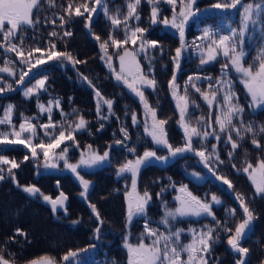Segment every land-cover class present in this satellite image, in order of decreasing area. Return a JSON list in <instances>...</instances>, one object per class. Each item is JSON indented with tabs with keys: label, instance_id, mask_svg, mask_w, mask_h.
Segmentation results:
<instances>
[{
	"label": "trees",
	"instance_id": "1",
	"mask_svg": "<svg viewBox=\"0 0 264 264\" xmlns=\"http://www.w3.org/2000/svg\"><path fill=\"white\" fill-rule=\"evenodd\" d=\"M134 0H107L108 15L103 11L94 13L91 20V31L86 24L89 23L85 16L76 17L69 20L64 13L63 8L67 6L68 0H54L55 6L50 7L47 0H42L40 11L35 12L33 19L39 16L40 23L33 28H25L20 35L25 37V47H40L43 50L49 48V43L56 44V51L71 53L76 59L86 61V63L76 64L75 67L68 61L52 60L44 64H38L31 71L24 85H18L15 80L19 78L21 68L27 70L24 65L19 64V59L14 53H5L0 50V67L3 61L8 58L15 61L16 76L11 77L6 73H0L5 83L13 84V90L0 93V116H3L4 109L9 105H14L12 113L13 124L19 127L22 122V116L37 117L31 120L34 125L48 123V114L40 113L37 107V97L35 95L26 98L23 94L24 88L32 87L36 80H46L47 91H40L39 102L47 106L49 100L60 98L61 108L65 113H72L76 109V114L68 118L71 122H77L80 116L88 122L84 130L74 133L76 141L80 147L76 148L72 141H66L56 153L68 146V157L70 162L78 160L81 150L86 149L87 145H92L93 150H98L102 155L104 151H109V162L103 163L100 168L86 171L84 177L91 182L88 199L84 200L75 196L78 202L77 213L53 211L46 205L42 197H32L17 187L16 183L8 176L7 168L10 165H0L4 169L5 179L0 181V250H3L5 259L14 264H29L30 261L39 260L42 257L54 258L57 264H127V250L123 247L124 238L127 236L129 242L136 243L137 237L144 231V218H134L130 228L126 227V204L124 195L131 188V174L125 173L117 175V169L120 165L130 159H135L136 155H142L145 150H157V146L151 141V137L144 132V108L135 96L121 81L115 79V74L109 69L106 60L101 59L103 53L100 50V44L95 40V35L100 36L101 41L107 40L109 33L112 32L117 39L124 36L123 25L114 29L110 16H117L123 20L127 15V3ZM205 1V7H210L209 11L201 13L198 19L200 24L212 20L216 22L217 18L230 17L233 23H237L239 28L240 9H215L214 4L223 2V0H202ZM84 0H73L74 4L83 3ZM252 0H244V3ZM91 6V4H90ZM140 20L138 25L143 28L149 27L146 35L149 40L158 42L156 49L148 48V58L143 54L138 55V60L146 71L149 72V59H151V72L156 80V87L153 90L150 87H144L143 91L149 104L156 108L158 119L167 120L164 126L167 133V139L174 147L183 146L185 143L184 129L179 123V109L176 107L177 100L172 95V89L169 87V81L172 79L175 71L177 95H185V85L188 78L193 77V82L201 91H207L210 81L206 77H211L213 82L221 76V66L226 63L223 56H219L216 61L208 64H200V56L193 55L192 35L202 31V25L196 29L194 25L187 28L185 39L189 45L184 50L183 59H180L179 68H175L172 57L175 56V49L180 46L179 34L176 29L165 27L162 23L151 24V5L147 0H141L139 5ZM159 17L163 19L172 17V6L165 2L158 4ZM179 8H177V11ZM60 16H64L67 23L63 28L60 27ZM55 21L53 24L52 21ZM135 19H130L128 24L133 27ZM205 24V23H204ZM224 24V23H222ZM162 25V27L160 26ZM220 26L222 34L229 33V29ZM237 28V29H238ZM56 31L59 35L51 37L50 32ZM64 31L71 32L70 36H63ZM251 31V29L249 30ZM62 37V39H61ZM253 37H255L253 39ZM2 39V37H0ZM15 43H20L17 37ZM264 45V40L260 39V26L258 25L248 41V53L245 58V64H254L258 51ZM131 44L124 47L129 48ZM163 49L161 52L160 49ZM123 54V49L117 50L111 45L108 48V54L112 56V64L116 71H119V59L117 52ZM47 53L44 52L46 59ZM41 53H34L35 58L40 57ZM254 66H258L255 64ZM231 78L236 81L235 90L239 95V102L245 107L243 119L245 123L249 121L254 123V127L259 132V126L264 125V110L248 107L250 97H246L243 86L238 82L236 74L229 69ZM200 79H195L196 77ZM87 77V80L83 79ZM91 81V83H89ZM99 90L106 99H112L113 112L115 115L109 116L107 106H102V115L107 119H101L97 116L96 105L97 97L95 91ZM187 96L189 103L190 125L197 126V121L203 115L205 118L209 115V108L203 101L201 94L196 92L192 85L187 84ZM199 105V107H195ZM53 109L52 119L54 123L62 121V116L57 115L59 109ZM135 112L140 124L133 126L131 114ZM215 108H213L214 123ZM117 117L119 119H117ZM150 123V121H149ZM103 124V128H101ZM67 121H65V127ZM127 127L130 139L123 145L116 144L117 140H123L120 132L121 127ZM215 126V125H214ZM0 131H10L8 126L0 125ZM51 131V130H50ZM60 128H56V134ZM37 136L33 143H39L41 140L48 142L44 135V129L37 127ZM67 134V133H66ZM25 137L29 133L23 134ZM11 138V137H10ZM252 134H246L244 140L240 141L233 134V139L239 143L233 157L230 159L228 152L231 151V145L225 144L223 139L218 143V151L223 164H213L216 169V175L226 177L233 185L229 189L222 180L215 179V176L203 163L200 158L192 152H186L183 157H175L167 160L166 163L153 160L151 164L143 166L137 177V190L143 193L147 190L152 199L148 205L147 218L157 221L164 213L163 204L167 202L169 206L175 205L172 199L177 191V186L186 185L196 191L197 195L206 201H210L212 195L218 197L221 204L213 205V212L217 220L228 222V227L233 231L238 223L243 220L242 210L239 208V201L235 199L238 193L246 198L250 209L253 210L254 220L250 230H246V235L241 240V245L249 249L246 257V264H264V198L255 195V188L248 178V175L242 171L245 161L255 165L258 159L264 158V134H258L257 138L262 147L256 148L251 140ZM194 147H199L196 138H193ZM217 141L209 138L206 142L208 149ZM109 146H111L109 148ZM129 147L136 149L135 155L129 153ZM39 152V150H38ZM0 155L9 160H15L20 166L13 169L16 181L19 185H38L44 195H53L57 192L55 183L60 179L62 184L68 190L74 187L73 191L81 190V185L76 177L66 171L64 162L57 161L56 168L43 167L45 160L42 153L34 159L31 152L23 144H0ZM51 155V154H50ZM157 155L167 156L165 148H159ZM29 159L25 160L24 157ZM236 167L233 168L232 165ZM238 169H240L238 171ZM195 174V175H194ZM175 185V188L172 185ZM71 187H68V186ZM164 189L162 192L161 190ZM179 189V188H178ZM157 193H160L157 196ZM93 203L99 210L104 224L100 238L94 236V229L98 226L94 214L91 212L89 204ZM236 209L235 217H230L228 210ZM75 210V209H74ZM149 210V211H148ZM59 214V215H58ZM177 228H182L185 220L179 219ZM189 222L198 224L199 229L205 225L215 227L211 216H200L198 219H188ZM76 222V223H74ZM161 231H164L163 225H158ZM16 229H20L26 235H17ZM184 229V228H183ZM136 234V235H135ZM190 235L185 232L182 237L185 243L189 242ZM78 253L77 257L64 261L62 257L69 251ZM86 250V251H85ZM240 259V255L230 249L227 244V235L219 232V241L212 246L209 264H235Z\"/></svg>",
	"mask_w": 264,
	"mask_h": 264
},
{
	"label": "snow or ice",
	"instance_id": "2",
	"mask_svg": "<svg viewBox=\"0 0 264 264\" xmlns=\"http://www.w3.org/2000/svg\"><path fill=\"white\" fill-rule=\"evenodd\" d=\"M41 2L42 0H0V37H2L0 39V50H3L5 53H14L19 59V64L27 68V70H24V68L20 69L19 78L15 80V83L18 85L30 82L26 81L25 77L30 75L36 65L44 64L47 61H68L73 67L76 64L86 63V61L76 59L67 51H56V44L54 42H50L49 48L43 51L40 47H25V37L20 35V33L25 28L30 27L34 29L40 23L39 16L33 19V15L34 10L35 12L40 11ZM47 2L50 7L55 6L54 0H47ZM161 2H166L172 6L171 19L168 17H164L162 20L159 19L160 10L158 4ZM196 2L197 0H147V3L151 5V24L162 23L165 26L176 29L179 34L180 46L175 49V56L172 57L177 69L179 68L182 52L189 46L185 39V25L190 18L195 17L200 11L195 7ZM140 4L141 0L127 3L128 11L123 20L117 18V16L109 17L114 29H118L123 25L124 36L122 39H117L112 32L109 33L108 39L103 41H101L100 36L95 35V40L99 42L100 50L103 53L101 59L106 60L109 69L115 74V79L121 81L135 96L139 97V101L144 108L143 128L145 134L151 137V141L157 146V150L165 148L168 152L167 156H159L157 155V150H145L142 155H136L134 160H127L117 169L118 176L125 173L131 174V191L125 193L127 199L126 227L130 228L134 218L145 219L143 225L144 231L137 237V243L133 244L129 242L127 236L124 238L123 247L127 250V264H209L212 246L219 241L220 231H223L227 235V244L230 249L240 255V259L236 260L235 264H246L244 257L247 256L249 249L241 245V240L246 235V230H250L255 217L243 194L238 193L235 197L239 201V208L242 210L244 218L236 225L234 231L228 227L227 221L221 222L215 217L212 209L213 205L221 204L218 197L212 195L211 202L201 200L188 191L187 186L183 185L177 190L180 194L174 197L177 206L172 209L168 207L167 202H164L163 207L165 210L162 217L159 221H152L147 218L146 211L152 195L147 190L142 194L137 190V177L141 168L151 164L153 160L166 163L170 158L183 157L184 153L192 152L200 158V162L203 163L204 167L213 173L215 179L222 180L229 189L233 188L232 183L226 177L215 174L216 169L213 167V164L224 163L220 159L217 147L222 138H224L223 142L225 144L231 145V151L228 152V156L230 159L233 157L235 150L240 146L233 139V134L240 141L245 139L246 134H252L254 138L251 140V143L258 149L262 147L260 141L255 137L258 134H264V125L259 126V132L257 133L253 122L249 121L245 123L243 119L245 107L239 102L240 98L235 90L236 81L231 78L229 69L236 74L238 82L246 92V97H250L248 107L252 108L254 113L256 109L264 110V45L258 51L254 64H248L247 66H245L247 53L244 50V43L249 30L251 29L254 32L258 25L260 26V39L264 40V0H252L249 3H244V0H223V2L213 5L215 9H237L239 6L240 27L238 30L235 28L230 29L227 35L220 34L218 31L210 28H205L202 35L196 38V40L203 43L197 44L195 41L193 42L192 46L200 53L201 65L216 61L220 55L227 61L221 66V76L216 78L214 82L211 77H206L210 81L207 91L202 92L200 88L196 87V84L193 82L194 78L190 76L185 85V95L178 96L176 90L179 86L176 84L174 71L172 79L169 81V87L172 89L173 97L177 100L176 107L179 109L180 115L179 123L184 129L185 136L184 145L176 147L170 144L167 139L164 127L167 124V120L158 119L156 108L149 104L143 91L144 87H150L155 90L157 82L154 77L149 78L152 76L151 59H149V72L145 74L137 56L143 54L145 58H148L147 49H156L159 45L155 40L143 38V34L146 32L145 28L139 27L138 24L135 27H131L128 24L130 19L140 20V15L137 12ZM177 8H179L178 11ZM63 11L69 20L73 15L82 17L87 13L85 18L89 23L86 24V27L91 31L90 22L93 14L103 11L105 15H108L109 10L107 0H84L83 3L79 4H74L73 0H68L67 6L63 8ZM60 20V27L63 28L67 21L64 16H60ZM52 23L54 24L55 21L53 20ZM49 35L57 37L59 34L56 31H52ZM70 35L71 32L69 31L63 32V36L65 37ZM17 37L20 43L14 42ZM129 43L134 46L133 50L124 47ZM110 45L117 50L123 49V54H120L119 51L117 52L119 72L113 67L112 56L108 54ZM160 50L161 52L163 51L162 48ZM44 52L47 53L46 59ZM34 53H41L40 57L35 58V63L32 62ZM14 64L15 61L5 58L3 66L0 67V73H6L8 76L15 77L17 73ZM255 64H258V66H254ZM83 79L87 80V77H83ZM195 79L198 80L200 77L197 76ZM46 80L47 77L36 80L32 87L24 88L23 94L26 98H30L33 95L37 97L39 112L48 114V123L34 125L31 123V120L37 119V117L30 118L21 114L22 122L17 129L12 121L14 105L9 104L4 109L3 116H0V125L8 126L10 131H0V144H23L30 150L31 156L34 159L38 158L42 153L45 160L43 167L45 168H56L58 166L57 161L62 160L64 167L75 174L82 185L83 191L80 195L87 198L90 181L84 179L78 169H91L105 162L110 163L109 151L106 150L101 155L98 150H93L92 145H87L86 149L81 150L77 163L69 162L67 155L69 151L68 146L63 147L59 153H56V149H60L61 145L65 144L66 141H72L76 148H79L80 145L76 141L74 133L84 130L88 122L83 116H80L77 122L73 123L69 121L68 118L76 114L77 110L73 109L72 113H65L60 107V98L49 100L47 106L39 102L40 91H47ZM189 83L196 92L201 94L203 101L209 108L208 117L205 118L202 115L197 121V126L190 125V101L187 96V84ZM10 90H13V84L5 83L3 77H0V93ZM95 95L97 97V116L101 119L108 118L102 115L101 110L103 105L107 106L109 116L115 115L113 112L114 101L104 98L99 90L95 91ZM192 103L195 107H199L194 102ZM54 107L60 110V115L63 118L60 122L54 123L52 121ZM213 108H215L214 123ZM117 119L119 118L117 117ZM65 121H67L66 127ZM131 121L133 126L140 124V120L135 112L131 114ZM37 127L44 129V135L48 138L47 143L43 140L39 143H33V139L37 136ZM57 127L60 128L58 134H56ZM101 128H103V124H101ZM120 132L123 135V140H117L116 144L123 145L125 141L130 139V135L127 127L122 126ZM24 133H29L30 135L25 137ZM210 137L215 139L217 143L212 144L209 150L206 142ZM193 138H196L197 143L200 145L198 148L194 147ZM127 150L133 155L136 153V149L133 147H129ZM24 159L28 160L29 157L25 156ZM0 165H10L7 168V173L16 183V186L22 187V190L32 197H42L45 202L51 204L53 213H56L59 209L67 211L64 207L67 196L63 192L56 199H52L50 196L44 195L40 188L35 185L21 186L16 181L15 173L13 172V169L18 168L20 165L15 160H9L3 155H0ZM245 165L242 171L248 175L249 180L254 186L255 195L264 198V158L258 159L255 165L246 160ZM232 167L235 168L236 165L233 164ZM4 179V169L0 167V181ZM172 186L175 188L174 184ZM161 191L163 192L164 189ZM159 195L160 193H157V196ZM89 207L98 222V226L94 229V236L96 239H99L104 220L95 204L90 203ZM228 212L230 217H235L236 209H229ZM188 216H211L215 227L205 225L201 229H187L191 240L185 243L182 237L185 235L186 230L177 228L175 225L180 222L179 218ZM152 223L163 225L164 231H161L159 227H151ZM16 234L26 235L20 229H16ZM146 240L148 241L147 243L145 242ZM77 255V252L70 250L62 259L69 261L70 258L77 257ZM0 264H14V262L5 259L3 250H0ZM29 264H57V262L54 258L45 256L39 261H30Z\"/></svg>",
	"mask_w": 264,
	"mask_h": 264
},
{
	"label": "rangeland",
	"instance_id": "3",
	"mask_svg": "<svg viewBox=\"0 0 264 264\" xmlns=\"http://www.w3.org/2000/svg\"><path fill=\"white\" fill-rule=\"evenodd\" d=\"M134 2V1H133ZM129 3V2H128ZM166 3V2H165ZM195 7L196 8H198L200 11L197 13V15L195 16V17H193V18H190L189 19V21H188V23L185 25V36H186V31H187V28L192 24V25H194V27L196 28V29H199V27L202 25V24H200V21L198 20L200 17H201V13L203 14L205 11H209L208 9H211L210 7H205V1H202V0H197V2H196V5H195ZM140 11V8H139V6H138V8H137V12H139ZM159 19H161L160 17H159ZM162 20V19H161ZM203 23V25H202V31H200V33L199 32H196L195 34H193L192 35V38H193V40L197 43V44H200V43H203L202 41H199V40H196V38L197 37H200L201 35H202V32H203V30L205 29V28H210V29H212V30H215V31H218L220 34H222V31H221V29H219V27L220 26H223L224 25V29H232V28H235V29H237L238 27H237V23L238 22H236V23H233L232 21H231V19H230V17H221V18H217L216 19V22H212V20H207V22H202ZM205 23V24H204ZM222 23H224V24H222ZM137 24H138V22L136 21V23L134 24V26L133 27H135V26H137ZM161 24V23H160ZM139 27H142V26H140V25H138ZM161 27H162V25H160ZM165 26V25H164ZM165 27H168V28H170V29H172L170 26H165ZM239 27H240V23H239ZM143 28V27H142ZM148 28L149 27H146L145 29H146V32L143 34V38L144 39H147V40H149V38H148V36L146 35V33H147V30H148ZM239 29V28H238ZM237 29V30H238ZM228 33H225V35H227ZM139 35V34H138ZM252 35H253V31L251 30V31H249L248 32V34H247V38H246V40H245V43H244V50H245V52L246 53H248V49H247V44H248V41L250 40V38L252 37ZM193 41V42H194ZM138 43H139V41H138ZM133 45H131V46H129V50H133ZM137 50H138V45H137ZM192 54L193 55H199L200 56V53L196 50V48L195 47H193V49H192ZM140 55V54H139ZM183 56H184V51L182 52V56H181V58L180 59H183ZM220 56H222V55H220ZM219 57V56H218ZM217 57V58H218ZM137 59H138V57H137ZM213 62V61H212ZM245 66H247L246 64H245ZM142 69H143V71H144V67L142 66ZM119 72V71H118ZM144 73L146 74V71H144ZM54 109V111L55 112H57V110L55 109V107L53 108ZM53 111V112H54ZM53 112H52V119H53V117L55 116V115H53ZM57 115H59L60 116V112L59 113H57ZM79 158H80V155H79V157H78V160H79ZM78 160H76L75 162H70V163H77L78 162ZM102 165V164H101ZM100 165V166H101ZM100 166H97V167H93V168H91V169H85L86 171H89V170H93V169H97V168H100ZM53 169V168H52ZM66 169V168H65ZM81 169H78V171H80ZM66 171H68V172H70L71 173V171L70 170H68V169H66ZM83 171L84 170H82V171H80V174L84 177V174L85 173H83ZM130 174V173H129ZM71 176H74V177H76L75 176V174H73V173H71ZM77 179V178H76ZM84 179H86V180H88V181H90L89 179H87V178H85L84 177ZM77 181L79 182V180L77 179ZM57 182H60V186H59V188L61 189V191H63L67 196H68V198H69V206L67 207V212H71L72 210H73V213L75 214V213H77V208H78V202H80L75 196H77V197H80V198H82V199H84V200H87L88 199V193H87V198H84V197H82L80 194H81V192L83 191V187H82V185L80 184V182H79V184L81 185V190H77V191H73V189H74V187H72L71 189H69L68 188V190L65 188V186L62 184V181L59 179ZM56 182V183H57ZM55 183V184H56ZM30 185H32V184H30ZM36 187H39L38 185H35ZM90 186H91V182H90V185H89V189H88V192L90 191ZM183 186H187V184L186 185H183ZM68 187H71L70 185L68 186ZM180 187H181V185H180ZM179 186H177V190H178V188H180ZM187 189H188V191H190L193 195H195V196H197L198 198H200L198 195H197V193H196V191H194L191 187H188L187 186ZM127 191H131V188L129 189V190H127ZM126 191V192H127ZM59 192L60 191H57L55 194H53V195H49L50 197H55V196H57L58 194H59ZM125 192V193H126ZM142 194V193H141ZM180 193L178 192V191H176L174 194H173V196H172V199L174 200V197L176 196V195H179ZM124 199H125V204H126V216H127V199H126V195H124ZM201 199V198H200ZM201 200H203V199H201ZM220 200V199H219ZM175 201V200H174ZM207 202H211V200L210 201H207ZM177 206V204H176V202H175V205H173V206H169L168 205V207L169 208H172V209H174L175 207ZM75 209V210H74ZM147 209H148V207H147ZM147 209H146V211H147ZM163 210H165L164 209V207H163ZM149 211V210H148ZM61 213V212H60ZM57 214V213H56ZM148 214V213H147ZM59 215V214H58ZM162 217V216H161ZM189 218H191V219H193V220H195V219H198L199 217H196V216H188V217H183V218H181V219H183V220H185V222L183 223V225H182V228H184L186 231L185 232H187V229H189V228H195V229H199V225L198 224H196V223H193V222H189L188 221V219ZM180 219V218H179ZM160 219L159 218H157V221H159ZM151 227H153V228H156L157 227V224L156 223H152L151 225H150ZM176 227H178L177 226V223H176V225H175ZM160 229V228H159ZM136 235V234H135ZM189 239V242H190V240H191V236L188 238ZM146 243L148 242L147 240L145 241ZM137 243V242H136ZM188 243V242H187ZM133 244H135V243H133ZM40 260V259H39ZM39 260H37V261H39Z\"/></svg>",
	"mask_w": 264,
	"mask_h": 264
},
{
	"label": "water",
	"instance_id": "4",
	"mask_svg": "<svg viewBox=\"0 0 264 264\" xmlns=\"http://www.w3.org/2000/svg\"><path fill=\"white\" fill-rule=\"evenodd\" d=\"M55 186H56L57 189L60 190V192H59V194H58L57 196H55V197H51L52 199H56L57 197L60 196V193L63 192V191H61V189L59 188V186H60V182H57V183L55 184ZM63 193H64V192H63ZM64 194H65V193H64ZM65 195H66V194H65ZM66 196H67V195H66ZM46 205L52 210V208H51V204H49V203L46 202ZM68 206H69V198H68V196H67V200L65 201V205H64V207L67 208ZM61 211H64V209H59L56 213L61 212Z\"/></svg>",
	"mask_w": 264,
	"mask_h": 264
},
{
	"label": "flooded vegetation",
	"instance_id": "5",
	"mask_svg": "<svg viewBox=\"0 0 264 264\" xmlns=\"http://www.w3.org/2000/svg\"><path fill=\"white\" fill-rule=\"evenodd\" d=\"M58 190H59V189H58ZM58 190H57V191H58ZM59 191H60V190H59Z\"/></svg>",
	"mask_w": 264,
	"mask_h": 264
}]
</instances>
